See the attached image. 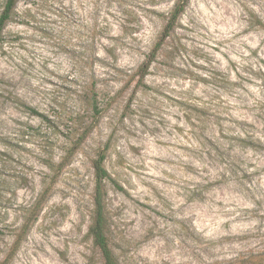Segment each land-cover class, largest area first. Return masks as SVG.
Returning <instances> with one entry per match:
<instances>
[{
  "label": "rangeland",
  "instance_id": "rangeland-1",
  "mask_svg": "<svg viewBox=\"0 0 264 264\" xmlns=\"http://www.w3.org/2000/svg\"><path fill=\"white\" fill-rule=\"evenodd\" d=\"M180 1H18L0 40V264H102L100 153L125 264L264 249V0H187L152 57ZM87 81L102 113L78 143Z\"/></svg>",
  "mask_w": 264,
  "mask_h": 264
},
{
  "label": "trees",
  "instance_id": "trees-1",
  "mask_svg": "<svg viewBox=\"0 0 264 264\" xmlns=\"http://www.w3.org/2000/svg\"><path fill=\"white\" fill-rule=\"evenodd\" d=\"M19 0H5L2 11L0 13V40L2 39L4 29L7 24L14 18L16 13V7ZM187 4V0H181L169 13L163 31L160 36V40L155 44L152 52L154 57L157 52L162 48L164 41L169 37L174 30L180 15L184 11ZM149 64L146 65L148 67ZM96 82H85L82 85L86 94V102L93 111V120L90 124L85 126L80 125L78 128H82L79 134L80 138L78 143L89 134V132L96 125L99 117L102 113V104L98 98V94L95 89ZM79 116V115H78ZM75 123L78 124V117L75 119ZM80 124V123H79ZM74 128V129H78ZM105 154L100 153L93 162L94 168V194H93V213L91 223L88 228V234L92 238L94 247L99 251L102 258V264H125L120 260L117 254L114 252L110 243V228H109V216L107 211V190L106 182L111 179L107 168L104 165ZM209 264H264V249H251L246 252H241L232 258L215 260Z\"/></svg>",
  "mask_w": 264,
  "mask_h": 264
}]
</instances>
